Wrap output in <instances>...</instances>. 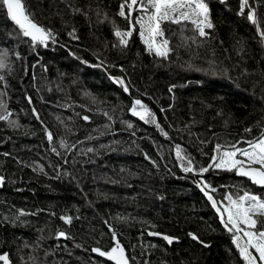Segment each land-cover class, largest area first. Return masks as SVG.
I'll return each instance as SVG.
<instances>
[{
	"label": "trees",
	"instance_id": "1",
	"mask_svg": "<svg viewBox=\"0 0 264 264\" xmlns=\"http://www.w3.org/2000/svg\"><path fill=\"white\" fill-rule=\"evenodd\" d=\"M25 2L54 39L34 45L0 4V115L11 113L0 120V254L110 264L91 250L109 249L115 232L130 264H245L201 189L224 205L228 194L264 197L234 170L208 168L217 145L246 148L264 133V0L243 14L241 0H206V37L164 23L167 58L147 52L137 30L120 44L124 0ZM136 99L155 123L131 114Z\"/></svg>",
	"mask_w": 264,
	"mask_h": 264
},
{
	"label": "snow or ice",
	"instance_id": "2",
	"mask_svg": "<svg viewBox=\"0 0 264 264\" xmlns=\"http://www.w3.org/2000/svg\"><path fill=\"white\" fill-rule=\"evenodd\" d=\"M224 2L225 0H221V3ZM0 4L6 9L7 16L19 28L24 37L30 38L34 45L38 43L47 46V42L50 38H53V34L50 30L35 22L25 0H0ZM248 6V0H241V14ZM126 8L127 12H125ZM133 12L139 15L134 18ZM119 15L129 21L128 30L121 31L117 29L114 33L121 45L127 46L128 38L137 30L136 26L138 25L139 36L146 45L147 50L164 58H167L170 50L169 40L165 37V29L162 27L164 23L182 24L189 22L194 25L200 37H206L208 35L206 29L213 28L209 5L206 0H124L120 5ZM248 19L253 24L258 23L254 11H250ZM261 36L264 37V32H261ZM5 59L6 54H0V68L4 67ZM2 79L3 77L0 76V80ZM115 82L121 85L124 83L122 80H116ZM124 90L127 92V87ZM3 107V104H0V108ZM130 111L133 116L146 123L156 122L154 114L139 99L133 102ZM10 115L11 113L5 109V113L0 115V120H6ZM157 127H159L158 124ZM247 131L251 130L247 129ZM47 138L50 142L52 141L51 132L47 133ZM244 143L247 144L246 148L237 147L236 144H231L227 148L217 145L215 149L217 155L212 157V163L209 164L208 168L234 170L237 175L246 177L253 184L264 188V133L257 139L245 141ZM176 155L183 159L179 146L176 147ZM188 163L189 166L184 170L191 172L193 171L191 161ZM208 168L201 169V172L208 171ZM0 184H3V177H0ZM208 188L209 185L204 184L201 190L204 191L208 200L212 203V207L220 213L221 222L225 228L233 233V243L239 250L245 264H264V197L249 191H243L242 195L235 197L232 194L226 195L224 200L227 201V204L224 205L218 204L207 191ZM20 215H24V213L21 212ZM64 219L66 223H71L70 217ZM149 235L159 234L149 232ZM190 235L193 240L199 239L196 235ZM59 237H65V233L60 232ZM163 239L169 244L172 243V238L168 236H163ZM113 240L114 245L110 250L103 251L94 248L92 251L101 257H105L113 264H129V258L125 249L116 239L115 232H113ZM0 262L11 264L7 253L0 254Z\"/></svg>",
	"mask_w": 264,
	"mask_h": 264
},
{
	"label": "water",
	"instance_id": "3",
	"mask_svg": "<svg viewBox=\"0 0 264 264\" xmlns=\"http://www.w3.org/2000/svg\"><path fill=\"white\" fill-rule=\"evenodd\" d=\"M4 11H5V13H6V9H4ZM6 17H7L8 21L13 25V27L16 28L17 30H19V28L14 24V22H12V21L9 19V17L7 16V14H6ZM19 31H20V30H19ZM20 32H21V31H20ZM25 38H27V37H25ZM27 39L31 40L30 38H27ZM234 173H235V176H236V177L248 180L249 183H250L251 185H254L256 188H258V189H264V188H262V187H260V186H258V185L253 184V183L251 182V180H249L248 178L237 175V173H236L235 171H234ZM0 187H1V184H0ZM202 193H203V195H204L206 201L208 202V204H209V206H210V209L213 211V213H214L215 215L219 216L220 213H218L217 210H216L215 208L212 207V203L208 200V197L205 195L204 191H202ZM220 220H221V217H220ZM150 237H153V238H159V239L164 240L162 235H150ZM116 239H117V238H116ZM164 241H166V240H164ZM166 242H167V241H166ZM172 242H175V240L172 239ZM167 243H168V242H167ZM120 244H121V243H120ZM113 245H114V240H113V236H112V238H111V247H112ZM121 245H122V244H121ZM111 247H110V248H111ZM122 247H123V246H122ZM110 248L107 249V250H105V251L110 250ZM123 248H124V247H123ZM93 249H94V248H92V250H93ZM92 250H91V253H92L93 255L99 257L100 259L104 260V261L107 262V263L113 264V262L108 261L105 257H101V256H99L97 253L93 252ZM103 251H104V250H103ZM125 252H126V251H125ZM126 255H127V254H126ZM0 264H3V262H0ZM129 264H130V262H129Z\"/></svg>",
	"mask_w": 264,
	"mask_h": 264
},
{
	"label": "rangeland",
	"instance_id": "4",
	"mask_svg": "<svg viewBox=\"0 0 264 264\" xmlns=\"http://www.w3.org/2000/svg\"><path fill=\"white\" fill-rule=\"evenodd\" d=\"M137 15H139V14L136 13V12H133V17H134V18H135ZM136 28H137L138 37H139L140 42L144 45L145 50H146L147 52H149V51L147 50L146 45L143 43V41L141 40V38H140V36H139V26L137 25ZM149 53H150V52H149ZM153 53H154V52H153ZM154 54H155V53H154Z\"/></svg>",
	"mask_w": 264,
	"mask_h": 264
}]
</instances>
